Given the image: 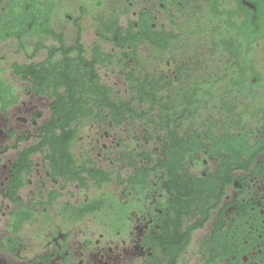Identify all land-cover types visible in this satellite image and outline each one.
<instances>
[{
	"label": "flooded vegetation",
	"instance_id": "1",
	"mask_svg": "<svg viewBox=\"0 0 264 264\" xmlns=\"http://www.w3.org/2000/svg\"><path fill=\"white\" fill-rule=\"evenodd\" d=\"M0 264H264V0H0Z\"/></svg>",
	"mask_w": 264,
	"mask_h": 264
},
{
	"label": "rangeland",
	"instance_id": "2",
	"mask_svg": "<svg viewBox=\"0 0 264 264\" xmlns=\"http://www.w3.org/2000/svg\"><path fill=\"white\" fill-rule=\"evenodd\" d=\"M244 100V98L242 99ZM242 104H245L244 102H241ZM218 110L215 111V114L218 113ZM20 236H22L24 238V240L26 241V243L30 242L29 239L32 236L33 242H32V248H33V252L36 253L39 248H40V244L36 241V231L34 228H32V226H28L26 225L25 227H22L21 230L18 233ZM26 254V253H24Z\"/></svg>",
	"mask_w": 264,
	"mask_h": 264
},
{
	"label": "trees",
	"instance_id": "3",
	"mask_svg": "<svg viewBox=\"0 0 264 264\" xmlns=\"http://www.w3.org/2000/svg\"><path fill=\"white\" fill-rule=\"evenodd\" d=\"M65 106V105H64ZM60 111V110H59ZM57 117H54L53 121L51 122V125L53 126H58V123L56 122ZM21 184H19L18 186H20Z\"/></svg>",
	"mask_w": 264,
	"mask_h": 264
}]
</instances>
